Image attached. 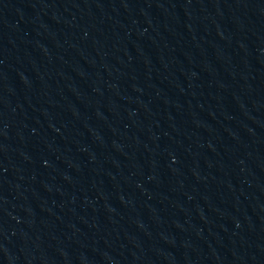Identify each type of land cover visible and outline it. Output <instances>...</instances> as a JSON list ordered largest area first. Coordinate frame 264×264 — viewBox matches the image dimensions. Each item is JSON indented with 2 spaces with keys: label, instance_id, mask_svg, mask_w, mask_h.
<instances>
[{
  "label": "water",
  "instance_id": "95a60500",
  "mask_svg": "<svg viewBox=\"0 0 264 264\" xmlns=\"http://www.w3.org/2000/svg\"><path fill=\"white\" fill-rule=\"evenodd\" d=\"M0 264H264V0H0Z\"/></svg>",
  "mask_w": 264,
  "mask_h": 264
}]
</instances>
